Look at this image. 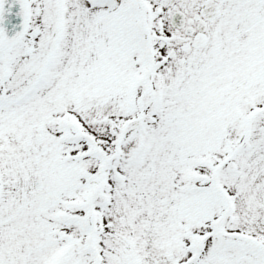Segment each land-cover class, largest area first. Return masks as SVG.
<instances>
[{
  "label": "snow or ice",
  "instance_id": "6c2138e0",
  "mask_svg": "<svg viewBox=\"0 0 264 264\" xmlns=\"http://www.w3.org/2000/svg\"><path fill=\"white\" fill-rule=\"evenodd\" d=\"M0 264H264V0H0Z\"/></svg>",
  "mask_w": 264,
  "mask_h": 264
},
{
  "label": "water",
  "instance_id": "95a60500",
  "mask_svg": "<svg viewBox=\"0 0 264 264\" xmlns=\"http://www.w3.org/2000/svg\"><path fill=\"white\" fill-rule=\"evenodd\" d=\"M18 7V6H17Z\"/></svg>",
  "mask_w": 264,
  "mask_h": 264
}]
</instances>
